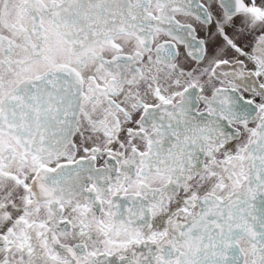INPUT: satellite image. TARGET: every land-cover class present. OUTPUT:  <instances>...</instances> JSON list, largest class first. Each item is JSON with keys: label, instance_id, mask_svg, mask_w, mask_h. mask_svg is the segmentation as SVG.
Segmentation results:
<instances>
[{"label": "snow or ice", "instance_id": "6c2138e0", "mask_svg": "<svg viewBox=\"0 0 264 264\" xmlns=\"http://www.w3.org/2000/svg\"><path fill=\"white\" fill-rule=\"evenodd\" d=\"M0 264H264V0H0Z\"/></svg>", "mask_w": 264, "mask_h": 264}]
</instances>
